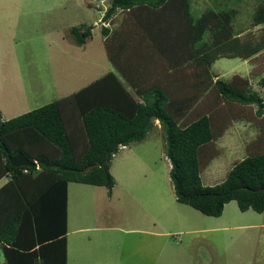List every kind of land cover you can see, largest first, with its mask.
<instances>
[{
	"label": "trees",
	"instance_id": "16d2710c",
	"mask_svg": "<svg viewBox=\"0 0 264 264\" xmlns=\"http://www.w3.org/2000/svg\"><path fill=\"white\" fill-rule=\"evenodd\" d=\"M110 0L102 21L114 70L79 90L16 117L0 114V249L4 264H68V187L81 183L112 191L110 162L121 146L144 140L156 125L176 200L220 216L235 200L241 211H264V98L249 79L217 78L219 58L264 63V33L236 32L232 0ZM205 1V0H203ZM119 11V12H118ZM264 24V3L253 25ZM78 44L92 26H73ZM215 77L217 79H215ZM264 88V77L260 80ZM258 106L255 115L242 112ZM251 110V109H250ZM248 120L260 133L248 143L224 181L204 185L201 172L219 154L218 140L233 120ZM23 152L38 166L14 167ZM27 171H24V170Z\"/></svg>",
	"mask_w": 264,
	"mask_h": 264
},
{
	"label": "rangeland",
	"instance_id": "374dc122",
	"mask_svg": "<svg viewBox=\"0 0 264 264\" xmlns=\"http://www.w3.org/2000/svg\"><path fill=\"white\" fill-rule=\"evenodd\" d=\"M207 2L194 0L193 7L197 11L202 10ZM260 3H264V0H232L231 4L237 9L233 21L236 32L244 36L264 33V24L253 25V12ZM109 4L110 0H0V114L3 120L71 94L114 70L102 33V26L108 23L100 21ZM123 13L116 15L110 27L119 25ZM81 25L84 29L92 26V35L83 44H78L71 34V28ZM211 71L217 78L226 80L235 74L247 77L251 88L264 98V88L260 84L264 77V63L223 57L215 61ZM251 106V110L246 108L242 112L254 116L258 106ZM154 121L156 125L144 140L120 147L110 162V171L115 179L112 191L117 200L107 202V207L103 205L101 208L108 209L111 215L108 223L112 226L121 229L149 226L160 206L175 196L163 130L159 121ZM243 121L235 122L223 137L216 140L221 154L204 168V185L221 183L234 162L246 157L247 151L243 146L246 144L247 147V142L260 133V126L248 123L246 119ZM76 184L69 185L71 224L74 216L81 212L87 214L80 216L83 221L74 220L77 225H99L101 218L100 215L94 216L97 210L94 213L93 207L98 208L97 201L104 203L99 198L98 189L101 188H90L94 189L92 196L81 195L74 188ZM105 189L109 194V189ZM93 196L96 201H93ZM88 201H91V207ZM234 203L237 201L233 202L236 205ZM179 205L185 214L187 209H195L187 204ZM194 211L191 213L193 219L196 214L199 218L193 220L187 217L186 223L182 221L186 228L183 230H188V233L173 231L169 242H157L149 248L144 232L123 230H114L112 236L106 238L104 246L98 243L97 232L73 234L68 248L71 253L78 249V255L89 252L78 260L92 258L93 247L106 252L103 254L105 257L111 255L108 259L106 257L105 263L93 264H264V229L193 232L191 230L200 227L201 222L208 223V227H217L219 219L197 209ZM171 228L168 226L162 230L172 231ZM120 248L123 255L116 251ZM153 248L163 252L157 261L151 256ZM134 250L137 256L131 254ZM145 250L149 254L147 251V254L143 253ZM0 264H4L1 249Z\"/></svg>",
	"mask_w": 264,
	"mask_h": 264
},
{
	"label": "crops",
	"instance_id": "0c3cea01",
	"mask_svg": "<svg viewBox=\"0 0 264 264\" xmlns=\"http://www.w3.org/2000/svg\"><path fill=\"white\" fill-rule=\"evenodd\" d=\"M108 25H110V23H108ZM237 121H243V120H233L228 129H230L233 126V124ZM247 122L253 124L252 121L247 120ZM228 129L225 130L224 134L221 137H223L225 135V133L227 132ZM256 137H254L253 139H255ZM253 139L249 140L247 143L251 142ZM243 147H245V149H246V144ZM219 150H220L219 154H221V148ZM247 154L248 153L246 152V156H247ZM211 161H210V163H211ZM170 168H171V164H170ZM203 172H204V170L201 172V179H202V173ZM3 179L0 180V188L7 182V178L5 181H3ZM167 179L169 180V177H167ZM73 183L74 182H72L70 184H73ZM92 187H95V185H88V184H81V183L74 185V188H76L78 193H82L81 195H89V196H92V194L94 193V189H90ZM97 187L101 188V189H98L99 193H100L99 198L101 199V203H103L102 201H104V203L100 204V202L97 201V207H98L97 209H94V207L92 206L94 213H95L94 210H97L94 216L98 217L100 215L99 217L101 218L100 224L96 225V226L93 224H89V225L78 224L77 225V222L74 221L75 219H79V220L82 219L81 221H83V218L80 217L83 214L81 212H79L78 215L74 216L73 222L71 224V212L69 210V188H70V186L68 187V230H67V245L68 246H71V241H72L71 236L73 234H80L83 232H90V231L98 233L99 236H98L97 240L100 241L98 243H100L103 246L105 244L106 238L108 236H112L111 233H114L113 232L114 230H118V231H121V230H123V231H142V232H144V234L147 238L146 242H148V245H147L148 248L151 247L152 245L158 244L157 242H161V243L165 242V241L169 242L171 239L170 233L173 231L181 230V231H185L188 233V230H183V229H186L184 227L183 222L186 223L188 218L193 219V215L191 213L195 209L194 210L187 209V214H185L182 207H180L181 205H179L182 203H180L176 200V196H174L173 200H169L160 206L157 213H155V217L151 218V222H150L149 226H147V225L146 226H140V227L137 226V228H134V229H121L118 226H112L111 224L108 223V218L109 219L111 218V215H109L108 209L104 210L101 207L103 205H105V207H107V202L111 203L112 201H116L117 198H115L113 196L114 195L113 191L111 193L109 192V194H108L107 193L108 191L105 189L104 186H97ZM110 194H111V196H110ZM109 196H110V198L108 200H106ZM93 201H96V198L94 196H93ZM88 202H89V207H91V205H92L91 201H88ZM233 202H235V200L225 204L223 213L217 217V218H219L218 222H217V224H218L217 227H208L209 224L204 223V222H201L200 227H195L194 226L195 222H194L192 225L195 228L191 231L200 232V231H207L210 229H218V230H222V231H228L231 229L236 230V229H240V228H253L255 230H258V229L263 230L264 229V211L261 213L256 212L253 209L241 211L239 209L237 203H234L236 205H233ZM95 205H96V202H95ZM194 213H196V212L194 211ZM84 214H87V213H84ZM103 215H105V217H102ZM156 216H159V217H156ZM85 217L88 218V215H86ZM196 217H198L197 214L195 215V219H196ZM159 218H162V220L161 221L158 220ZM195 219H193V220H195ZM230 222H232L233 224H228ZM168 226H172V228L170 229L172 231L162 230ZM153 249H154V252H152L151 256L157 261L163 252H161L160 249H158V250H156L155 248H153ZM74 250L71 253L70 248H68V264H93V263H102V262L105 263L106 257L108 259V257L111 256L109 254V256L105 257L103 254H106V252L97 251L98 249L93 247V251L91 253H93L94 256L92 255L93 256L92 258L87 259L85 257L84 259L81 258V260H78V258L80 256L83 257V256L89 254V252L88 253L83 252L82 255H78V251H77L78 249H74ZM116 251L119 252L118 254L123 255V250H121V248H120V250H116ZM146 251L148 252V250H145V251H143V253H145ZM131 254L134 256L138 255L135 250L132 251ZM145 254H147V253H145ZM148 254H149V252H148ZM111 263H113V262H111Z\"/></svg>",
	"mask_w": 264,
	"mask_h": 264
},
{
	"label": "water",
	"instance_id": "95a60500",
	"mask_svg": "<svg viewBox=\"0 0 264 264\" xmlns=\"http://www.w3.org/2000/svg\"><path fill=\"white\" fill-rule=\"evenodd\" d=\"M156 117L152 116V120H155ZM10 163L14 166V167H20V166H25V167H29V166H38V162L37 161H30L29 158L23 153V152H19L14 156H10L9 157Z\"/></svg>",
	"mask_w": 264,
	"mask_h": 264
},
{
	"label": "clouds",
	"instance_id": "9594fccd",
	"mask_svg": "<svg viewBox=\"0 0 264 264\" xmlns=\"http://www.w3.org/2000/svg\"><path fill=\"white\" fill-rule=\"evenodd\" d=\"M100 21H102V19ZM121 147H124V146H121Z\"/></svg>",
	"mask_w": 264,
	"mask_h": 264
},
{
	"label": "built area",
	"instance_id": "2783aa9c",
	"mask_svg": "<svg viewBox=\"0 0 264 264\" xmlns=\"http://www.w3.org/2000/svg\"><path fill=\"white\" fill-rule=\"evenodd\" d=\"M24 171H27L26 169Z\"/></svg>",
	"mask_w": 264,
	"mask_h": 264
}]
</instances>
